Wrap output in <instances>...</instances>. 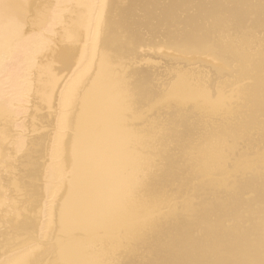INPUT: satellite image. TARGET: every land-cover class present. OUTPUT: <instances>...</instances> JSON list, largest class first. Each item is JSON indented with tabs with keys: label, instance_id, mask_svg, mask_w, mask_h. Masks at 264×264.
Masks as SVG:
<instances>
[{
	"label": "bare ground",
	"instance_id": "1",
	"mask_svg": "<svg viewBox=\"0 0 264 264\" xmlns=\"http://www.w3.org/2000/svg\"><path fill=\"white\" fill-rule=\"evenodd\" d=\"M0 264H264V0H0Z\"/></svg>",
	"mask_w": 264,
	"mask_h": 264
}]
</instances>
